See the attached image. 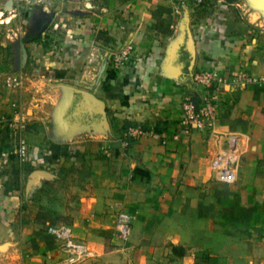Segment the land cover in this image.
<instances>
[{
	"label": "crops",
	"instance_id": "0c3cea01",
	"mask_svg": "<svg viewBox=\"0 0 264 264\" xmlns=\"http://www.w3.org/2000/svg\"><path fill=\"white\" fill-rule=\"evenodd\" d=\"M47 1L19 56L0 34V251L67 264L47 230L67 223L93 252L80 264H264V0ZM126 43L136 58L116 67L110 51ZM214 68L228 78L215 125L186 130L182 102L204 96L194 76ZM131 125L147 133L125 146ZM231 134L227 182L212 161Z\"/></svg>",
	"mask_w": 264,
	"mask_h": 264
},
{
	"label": "built area",
	"instance_id": "2783aa9c",
	"mask_svg": "<svg viewBox=\"0 0 264 264\" xmlns=\"http://www.w3.org/2000/svg\"><path fill=\"white\" fill-rule=\"evenodd\" d=\"M180 7L193 5L201 6L205 0H171ZM136 48L133 43H126L110 51V58L116 67H124L132 64L136 58ZM242 77L245 84L257 82L263 78L255 77L252 74L245 73L242 76L237 75L235 79ZM195 81L200 84L206 93L201 99H194L192 96L185 97L182 102L181 123L186 130L195 127L201 131L208 132L213 129L217 113L218 100L221 87L228 81V78L218 69H207L197 72L194 76ZM13 84L18 83L17 77L10 79ZM147 131L139 126H129L123 135L122 141L128 146L132 140L146 134ZM176 138L178 135L175 136ZM166 141V140H164ZM17 152L25 156L28 147L25 143L16 146ZM240 161V149L238 136L228 135V145L223 153L216 155L212 161L213 167L218 170L219 177L227 182L237 180L238 167ZM57 239L62 242V249L66 252L67 264H80L93 255L89 245L82 240H77L73 234L72 227L67 223H58L48 226L47 229ZM117 230L123 239H128L131 235V223L126 214H121L117 221Z\"/></svg>",
	"mask_w": 264,
	"mask_h": 264
},
{
	"label": "rangeland",
	"instance_id": "374dc122",
	"mask_svg": "<svg viewBox=\"0 0 264 264\" xmlns=\"http://www.w3.org/2000/svg\"><path fill=\"white\" fill-rule=\"evenodd\" d=\"M45 3L51 8L58 2L57 0H48ZM36 5V0H0V34L5 29L10 31L11 37L9 36L8 39L12 40L10 44L12 55L15 54L14 49H17L16 53L19 54L17 43L21 36V28L23 29L31 22L29 13L36 8ZM3 25H9L10 28H4ZM91 111L93 112L94 109ZM13 258L15 257H10L4 251H0V264H15Z\"/></svg>",
	"mask_w": 264,
	"mask_h": 264
}]
</instances>
